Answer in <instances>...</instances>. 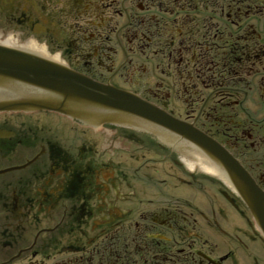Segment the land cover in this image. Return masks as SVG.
<instances>
[{"label": "flooded vegetation", "instance_id": "af4514ba", "mask_svg": "<svg viewBox=\"0 0 264 264\" xmlns=\"http://www.w3.org/2000/svg\"><path fill=\"white\" fill-rule=\"evenodd\" d=\"M0 45L166 112L264 192V0H0ZM0 264H264V237L189 143L0 111Z\"/></svg>", "mask_w": 264, "mask_h": 264}, {"label": "water", "instance_id": "95a60500", "mask_svg": "<svg viewBox=\"0 0 264 264\" xmlns=\"http://www.w3.org/2000/svg\"><path fill=\"white\" fill-rule=\"evenodd\" d=\"M48 110L85 125L139 127L167 143H189L224 175L264 236V192L223 148L139 97L39 55L0 45V111Z\"/></svg>", "mask_w": 264, "mask_h": 264}, {"label": "bare ground", "instance_id": "6f19581e", "mask_svg": "<svg viewBox=\"0 0 264 264\" xmlns=\"http://www.w3.org/2000/svg\"><path fill=\"white\" fill-rule=\"evenodd\" d=\"M204 168L207 170H211V171H214L213 169H212V167L210 166V165H208V164H205L204 165Z\"/></svg>", "mask_w": 264, "mask_h": 264}]
</instances>
